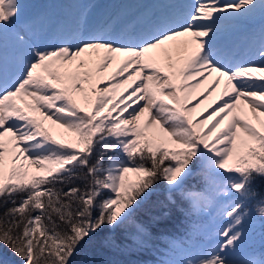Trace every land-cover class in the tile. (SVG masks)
Masks as SVG:
<instances>
[{"label":"snow or ice","instance_id":"1","mask_svg":"<svg viewBox=\"0 0 264 264\" xmlns=\"http://www.w3.org/2000/svg\"><path fill=\"white\" fill-rule=\"evenodd\" d=\"M66 2L82 6L0 0V264L143 248L152 234L133 215L160 185L214 222L203 248L170 240L158 264H264L234 256L264 219V197L246 210L264 178V0H162L136 16ZM197 175L203 190L185 187Z\"/></svg>","mask_w":264,"mask_h":264},{"label":"trees","instance_id":"2","mask_svg":"<svg viewBox=\"0 0 264 264\" xmlns=\"http://www.w3.org/2000/svg\"><path fill=\"white\" fill-rule=\"evenodd\" d=\"M61 1H65V3L67 4L66 0H24V2L28 4L39 3L36 5V7L50 10H54L56 4H59V2ZM189 179H191L190 182H192L194 186H197L203 182V179L201 177H198V175L190 177ZM194 179L196 180L195 182ZM253 187L255 191H257L260 195L248 202V207L246 210L255 213L257 201L261 197H264V178H257V180L254 182ZM162 194L163 193L161 192V189H157V193L152 197L151 201L145 206H142L140 209H138L137 212L133 215V221L138 220L139 223H142L146 227H149L150 223L147 221V218H150L151 212H153L156 208H161L162 205L165 204V198L162 197ZM178 203H180V206L175 208V201H172L170 199V201H168V203H166L165 205L164 214L171 218L175 214V212H177L176 215L180 213L183 216V220L181 223L188 222L186 226H189V223L196 222L194 214H192L191 216H186L185 211H182V209L188 210L190 208V205L185 202V199H183L182 197L180 201H178ZM205 218L206 216L203 217V219ZM164 220L165 219H162V221L159 223H156L153 220L151 221L153 222L152 224H156L157 227H159L157 235H159L160 233V236H162L164 239L180 240L178 243H182L184 241L182 237L183 231H187L188 237L189 234L190 236H193V231H191L192 228L179 230L180 225L178 226V228H176L175 233H169V228L164 227L168 223ZM175 222H179V220H176ZM175 222H171L170 226H173L172 224ZM131 223L132 222H130L129 231L131 228ZM249 224H251L252 227L248 230L245 239L239 245L236 251V253H239L238 255L242 259H246L253 255L259 257L264 254V219H261L258 214H254L250 217ZM173 227H177V225ZM194 234L197 238H201L200 233L195 232ZM137 251L138 249H100L98 246H94L91 242H89L81 246L76 255L73 257L72 264H134L132 262V258L135 256ZM145 254L147 257V263L150 264L152 262V259L150 250L147 247L145 248ZM8 256L13 260L16 259L10 253H8Z\"/></svg>","mask_w":264,"mask_h":264},{"label":"rangeland","instance_id":"3","mask_svg":"<svg viewBox=\"0 0 264 264\" xmlns=\"http://www.w3.org/2000/svg\"><path fill=\"white\" fill-rule=\"evenodd\" d=\"M123 1L124 0H114V1L99 0V2L95 5V7H96V9L98 11L102 10L101 12L107 11V12L112 13V12H114L117 9V6H119V5H120V10L124 8V5H122ZM150 1L154 2V0H150ZM114 2H116L115 5H113ZM141 5H142L141 9H145L146 3L145 2H144V4L141 3ZM80 6H82V5H74V4H72L73 8L80 7ZM56 12H59V11L56 10ZM120 14L129 15V12L128 13L124 12V13H120ZM110 71L111 70H109V72ZM125 75H127V74H125ZM101 86H103V85H101ZM105 159H106V157H105ZM198 177H200V176H198ZM187 181H186L185 187L194 185V184H192V182H190L191 179H189ZM195 181L196 180L194 179V182ZM203 187H204L203 182L201 184L195 186L197 191H202ZM158 189H161V192L163 193L162 197L165 198V201H164L165 204L162 205L161 208H156L153 212H151L150 218H147V221L150 223L149 227L148 226L147 227H148V231L152 234V239L149 241L148 245H146L143 248L138 249L137 253L132 258L133 259L132 262L134 264H148L147 263V257H146V254H145V248L146 247L149 248V250H150V255H151V259H152V262L150 264H158L159 260L163 257L164 251H167L169 249V247H170V245H169L170 239H164L162 236H160V233H159V235H157L159 227H157L156 224H152L153 222H151V221L153 220V217H158L159 218V219H157L155 221L153 220L156 223H159V222L162 221V219H165L164 221L167 222L168 224H166L164 227L169 228V233H171V232L175 233V230H176V228H178L179 225H180L179 230L185 229V228L199 227L201 229V231H193V236H190V238L188 237L187 231H185V232L183 231V233H182V237L184 239V241L182 243H186V244H189V245H195L197 248H203L205 246L206 239L202 235L203 229L207 228L210 224H212L214 222V216L213 215L206 216V218L203 219V217L201 218V216H198L197 214L193 213L194 216H195L196 222L189 223V226H186V224L188 222L187 223H181L182 220H183V216L180 213L176 215L177 212H175V214L171 218L169 216H166L164 214V212H165L166 203H168V201H170L168 199L169 195H171V200L175 201V205H176L175 208L180 206V203H178V201H180L182 196L180 194V190H177V191H175V192L170 194L165 189L164 185H160L158 187ZM185 202H187L190 205V203L187 200H185ZM190 207H191V205H190ZM1 211H2V209H1ZM176 220H179V222H175ZM173 221L175 223H173L172 225L173 226L177 225V227L170 226L171 222H173ZM134 222L139 223L138 220L134 221ZM251 227H252V225L248 224L247 232H248V230ZM130 231H135V228L133 226H131ZM195 232L200 233V235H201L200 237L201 238H197L195 236V234H194ZM175 241L178 243L180 240H175ZM131 249L134 250L136 248H130V250ZM238 254L239 253H235L234 254L235 258L236 259H242V258H240V256ZM147 256H149V255H147Z\"/></svg>","mask_w":264,"mask_h":264},{"label":"bare ground","instance_id":"4","mask_svg":"<svg viewBox=\"0 0 264 264\" xmlns=\"http://www.w3.org/2000/svg\"><path fill=\"white\" fill-rule=\"evenodd\" d=\"M244 52H245V48H244V46H242V48H241V50L239 51V53L238 54H244ZM244 57H245V55H244ZM194 103V102H193ZM210 111V110H209ZM205 115H206V113H205Z\"/></svg>","mask_w":264,"mask_h":264}]
</instances>
